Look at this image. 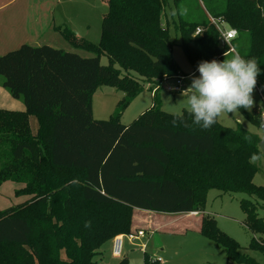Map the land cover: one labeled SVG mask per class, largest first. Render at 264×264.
I'll return each instance as SVG.
<instances>
[{
    "label": "trees",
    "instance_id": "16d2710c",
    "mask_svg": "<svg viewBox=\"0 0 264 264\" xmlns=\"http://www.w3.org/2000/svg\"><path fill=\"white\" fill-rule=\"evenodd\" d=\"M171 1L177 14L172 24L166 18ZM171 1L105 0L99 45L62 29L70 51L23 45L0 56L2 87L26 109H0V185L14 183L16 197L27 198L0 210V264H94L106 243L134 232L135 211L199 216L212 190L254 199H242L240 207L254 235L249 248L264 254V204H256L264 202V187L254 184V161L263 156L257 135L219 121L201 129L187 111L173 125L174 115L162 110L154 88L151 109L131 124L121 122L143 81L161 89L163 77L179 75L173 33L195 72L198 62L222 61L225 52L227 58L237 52L256 57L264 104V0H201L204 10L198 0ZM211 19L237 30L234 52L221 46ZM199 27L204 32L195 36ZM100 85L127 94L111 120L93 118L92 97ZM240 112L260 127L264 109ZM30 116L40 124L35 134ZM200 233L231 261L257 264L213 219L203 217Z\"/></svg>",
    "mask_w": 264,
    "mask_h": 264
},
{
    "label": "rangeland",
    "instance_id": "374dc122",
    "mask_svg": "<svg viewBox=\"0 0 264 264\" xmlns=\"http://www.w3.org/2000/svg\"><path fill=\"white\" fill-rule=\"evenodd\" d=\"M191 1L195 3L197 0ZM198 1L204 10L201 0ZM107 12L108 7L105 0H67L66 8L63 11L65 16L58 24H62L65 27L63 29L74 32L78 38L99 45L103 39L102 24ZM166 18L171 24L177 20L176 9L172 1L170 8L167 9ZM60 38L59 43H57L58 46L52 45V47L70 51L72 45L64 39L62 33ZM173 38L178 40L177 45L173 48V58L178 67L179 75L163 77L159 83L161 85V89H159L157 83L143 81L135 72H131L133 78L143 81L141 86L144 90L125 107L124 113L120 117L123 124L133 123L154 105V95L149 88H154L157 91L164 112L176 116L187 111L186 98H183L181 93L167 92L165 88L169 84L168 82L174 78L183 77V89H185L191 82L188 78L190 74L198 76L199 73L195 72L194 66L189 61L185 48L181 44L180 36L173 33ZM77 53L83 57L90 56L83 51ZM3 54L0 53V56ZM101 63L107 66L109 64L108 58L103 56ZM3 82L4 78L0 76V84ZM2 91L5 95H9L8 90L3 88ZM126 96L127 94L118 88L107 85L98 86L91 102L93 118L95 120H111L115 116L117 107ZM254 99L255 105L251 111L256 107L264 109L257 87L254 91ZM0 103H2L0 105L5 104V97L2 94H0ZM218 121L223 126L234 130L241 126L264 141V127L261 126L264 119L262 120V117L260 127L250 122L242 112L237 115L222 113L218 117ZM254 162L258 169L254 184L264 187V156ZM17 189L18 187L11 182L0 185V210L16 207L24 203L23 201H27V198L16 197ZM242 199L254 201L244 194H223L217 190H212L207 195L205 212L199 216L191 214L163 215L135 211L132 224L135 229L133 234L143 231L146 236L135 241L134 244L125 239L121 258L113 255V240L106 243L96 256L94 264H120L123 260H126L127 264H159L153 262L157 259L163 261L160 264H237L231 261L224 250L219 248L215 242L200 233L203 217L213 219L216 227L224 235L234 239L241 246L243 254L252 258L257 264H264V254L249 248L254 235L245 226L246 215L240 207ZM256 204L262 207L264 202L258 201ZM260 214L264 215L263 212ZM256 240L259 241V236ZM259 243L264 245L262 240ZM144 244L146 247L143 249Z\"/></svg>",
    "mask_w": 264,
    "mask_h": 264
},
{
    "label": "clouds",
    "instance_id": "9594fccd",
    "mask_svg": "<svg viewBox=\"0 0 264 264\" xmlns=\"http://www.w3.org/2000/svg\"><path fill=\"white\" fill-rule=\"evenodd\" d=\"M196 71L199 75L190 74V84L181 91L194 125L207 130L222 113L237 115L240 109L250 112L254 107V91L262 73L256 57L246 58L237 52L227 58L225 52L222 61L198 62ZM178 120H183V114L174 116L172 124ZM85 227H91V221L85 222Z\"/></svg>",
    "mask_w": 264,
    "mask_h": 264
},
{
    "label": "crops",
    "instance_id": "0c3cea01",
    "mask_svg": "<svg viewBox=\"0 0 264 264\" xmlns=\"http://www.w3.org/2000/svg\"><path fill=\"white\" fill-rule=\"evenodd\" d=\"M66 3L67 0H0V53L6 54L23 45L58 46L65 28L58 23L65 16ZM2 89L0 84V94L5 97V104L0 105V109L26 110L21 100L13 99L10 93L5 95ZM29 125L32 132L37 133L40 126L37 117L30 116Z\"/></svg>",
    "mask_w": 264,
    "mask_h": 264
},
{
    "label": "built area",
    "instance_id": "2783aa9c",
    "mask_svg": "<svg viewBox=\"0 0 264 264\" xmlns=\"http://www.w3.org/2000/svg\"><path fill=\"white\" fill-rule=\"evenodd\" d=\"M212 24L215 26L217 31L219 32V40L221 46H229L230 47V52H234V49L231 47V42L236 39L238 36V32L235 29L230 28L224 20L222 19H211ZM204 29L203 28H197L195 32V36L203 34ZM167 82V81H166ZM166 86L167 92L170 93H181L183 89V77L179 78H174ZM262 120L264 119V113L262 114ZM146 235L143 231L138 232V234H127V235H120L117 236L113 239V255L117 258L122 257V247H123V242L125 239H128L129 242L135 243V241H138L141 238H144ZM143 249L146 247V244H144ZM155 263H163L161 259L153 260Z\"/></svg>",
    "mask_w": 264,
    "mask_h": 264
},
{
    "label": "water",
    "instance_id": "95a60500",
    "mask_svg": "<svg viewBox=\"0 0 264 264\" xmlns=\"http://www.w3.org/2000/svg\"><path fill=\"white\" fill-rule=\"evenodd\" d=\"M259 148H260V150H261V152H262V154H263V156H264V141H261V142L259 143Z\"/></svg>",
    "mask_w": 264,
    "mask_h": 264
}]
</instances>
